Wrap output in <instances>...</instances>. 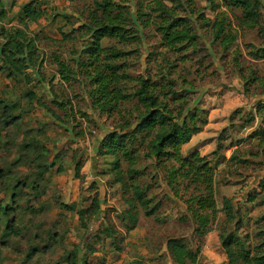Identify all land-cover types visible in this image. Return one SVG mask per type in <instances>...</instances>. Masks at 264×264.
Listing matches in <instances>:
<instances>
[{
	"label": "rangeland",
	"instance_id": "374dc122",
	"mask_svg": "<svg viewBox=\"0 0 264 264\" xmlns=\"http://www.w3.org/2000/svg\"><path fill=\"white\" fill-rule=\"evenodd\" d=\"M30 1L16 0L11 7L13 0H5L9 9L5 26H11L10 20L17 24L24 4ZM158 1L125 0L133 12L136 38L125 43L105 39L104 45L131 52L122 62L130 76L125 85L132 94L138 78L148 70L159 88L163 78L175 80L177 90L190 91L191 102L199 101L207 109L209 122L184 146L185 155L198 150L213 156L220 132L230 127L223 144L233 138L237 145L222 154L230 157L237 150L247 163H222L218 169L219 214L209 229L217 232V238L208 242V233L201 238L193 233L190 222L180 220L187 212L185 199L169 187L164 165L150 158L141 157L137 166L146 168L141 182L150 184L152 206L159 202L160 208L155 216L146 215L140 206L134 208L139 221L135 229L123 219L133 207L132 191L114 185L110 172L113 154L98 152L100 140L114 129L119 117L97 112L89 87L81 81L63 82L53 59L56 53L70 59L73 48H84L85 37L79 31L66 42L62 33L85 22L80 13L85 3L39 0L47 15L31 23L29 32L37 38L46 59L43 73L31 68L27 75H10L0 61V264H178L167 242L181 236L192 248L201 247L205 264H229L222 258L225 249L220 236L227 218L233 223L226 227L227 232L231 228L243 240L249 234L248 244L254 247L257 232L264 228V137L251 134L262 121L264 108L262 116L250 119L264 106V87L247 83V78L253 71L264 77V59H253L248 52L252 46L264 45V0H259L263 4L259 25L247 24L242 9L232 0H194L187 12L164 1L199 36L180 50L165 46L157 29L162 18L153 8ZM138 12L150 15L140 19ZM219 14L228 18L225 37L214 34L213 23ZM234 34L236 41L228 48L223 46V39L228 41ZM3 44L0 37V47ZM137 103L134 96L123 108L136 112ZM74 155L84 163L82 178L76 176ZM96 194L101 207L83 227L78 210L91 209L90 199ZM224 196L232 197L230 217L223 210ZM250 196L253 201H248ZM107 227L114 237L104 234Z\"/></svg>",
	"mask_w": 264,
	"mask_h": 264
},
{
	"label": "trees",
	"instance_id": "16d2710c",
	"mask_svg": "<svg viewBox=\"0 0 264 264\" xmlns=\"http://www.w3.org/2000/svg\"><path fill=\"white\" fill-rule=\"evenodd\" d=\"M4 1L0 0V37L4 40V44L0 47V61L9 68L10 75L15 73L27 75L26 71L31 68L42 74L41 69L46 59L39 51L37 38L32 36L29 29L31 23L38 22L46 15V8L40 5L39 0H32L24 4L17 24L10 20L8 23L11 26L7 27L4 19L8 17L9 9ZM76 1L85 3L80 12L86 17L85 22L69 33L63 31L62 39L64 42L72 40L79 31L80 35L85 37L84 48L81 50L73 48L70 59H64L60 53L53 54V59L63 82L81 81L87 85V88L89 87L91 104L97 112L110 117H119L114 129L106 132L100 140L98 152L113 154L110 172L114 174V185L120 184L126 190L132 191L133 207L125 212L126 216L123 219L127 218L135 229L139 221L135 213L138 210L134 208L140 206L148 216H155L160 208L159 202L152 206L154 200L149 195L150 184L141 182L140 177L146 174V168L137 166L141 157L150 158L164 165L169 187L175 194L182 195V199H185L187 212L180 217V220L190 222L193 233L203 238L210 226L216 222L219 214L217 173L220 165L225 163L228 166L229 163L236 161L247 163V159L240 157L237 150H234L230 157L225 153L222 154L224 149L228 150L237 145L233 138L229 144H223L226 140L225 134L230 127H225L220 132L213 156L202 155L198 150L185 155L184 146L209 122L207 109L202 107L199 101L194 104L191 102L190 91L177 90L178 84L175 80L163 78L164 84L159 88L148 70H146L147 75L138 78L135 92L133 94L129 92L125 82L130 76L124 69L122 59L131 52L113 44L104 45V41L115 39L125 43L136 38L132 10L126 5L125 0ZM164 1L176 3L187 12L194 0H160L157 2L158 6L153 8L162 18L157 29L165 46L170 50H180L187 42L194 43L199 37L198 34L192 32L188 24H184L186 20L176 18L173 15L176 10ZM232 1L242 9L243 19L247 24H260V18L263 16L262 2ZM15 5L16 0H13L11 7ZM138 15L143 19L150 14L138 12ZM210 21L211 19H208L206 25ZM227 22L228 18L224 14L221 18L220 14L215 18L213 28L217 37L228 35ZM236 39L237 36L234 34L228 37V41L223 39L222 45L228 48ZM248 53L253 59H264V45L252 46ZM239 68L242 72L243 69ZM248 82L261 84L264 87V77L254 71L247 78ZM28 95L32 99L35 98L31 93ZM134 96L138 99L136 112L131 108L128 110L123 108V103ZM59 106L66 108L67 104L59 103ZM262 108L264 106H260L259 112L255 115L252 114L250 121L262 116ZM236 112L238 111L235 110L234 113ZM53 114L60 119L55 112ZM263 126L264 117L254 128L251 137H259V139L264 137ZM74 161L76 176L82 178L81 168L84 163L75 155ZM250 197L248 201H253L254 196ZM223 199V210L230 217L231 212H234L232 197L224 196ZM90 201L91 209L85 207L78 210L83 227H87V221L101 207L98 194L92 196ZM231 221V218H227L220 233L229 264H264V228L257 232L258 240L254 243V247H251L248 244L249 234L247 240H243L232 233L233 229L230 228L227 232L226 227L233 224ZM239 223L240 220L235 225ZM125 228L133 229L128 227V224H125ZM103 232L108 238L114 237V232L109 227ZM167 245L178 264H205L202 260L201 247L192 248L185 237H172Z\"/></svg>",
	"mask_w": 264,
	"mask_h": 264
},
{
	"label": "crops",
	"instance_id": "0c3cea01",
	"mask_svg": "<svg viewBox=\"0 0 264 264\" xmlns=\"http://www.w3.org/2000/svg\"><path fill=\"white\" fill-rule=\"evenodd\" d=\"M47 15V14H46ZM70 17V16H69ZM217 232L215 231V230H211V231H209L208 232V235H207V238H208V242H211L213 239H215V238H217V235L218 234H216ZM218 244V243H217ZM222 254H223V256H222V258L223 259H225V258H227V263H229V259H228V256H227V254L226 253H224L223 251L221 252ZM222 261H224V260H222Z\"/></svg>",
	"mask_w": 264,
	"mask_h": 264
}]
</instances>
